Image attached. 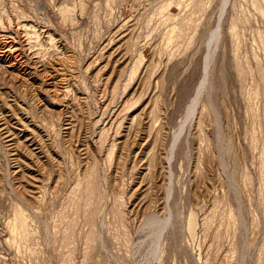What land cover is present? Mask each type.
<instances>
[{
    "label": "rangeland",
    "instance_id": "obj_1",
    "mask_svg": "<svg viewBox=\"0 0 264 264\" xmlns=\"http://www.w3.org/2000/svg\"><path fill=\"white\" fill-rule=\"evenodd\" d=\"M0 264H264V0H0Z\"/></svg>",
    "mask_w": 264,
    "mask_h": 264
},
{
    "label": "bare ground",
    "instance_id": "obj_2",
    "mask_svg": "<svg viewBox=\"0 0 264 264\" xmlns=\"http://www.w3.org/2000/svg\"><path fill=\"white\" fill-rule=\"evenodd\" d=\"M192 105H193V104H192ZM190 108H191V106H190ZM190 108H189V109H190ZM187 109H188V107H187ZM191 111H192V110H191ZM188 112H189V111H188ZM153 219H154V218H153ZM153 219L151 220V218H150V220H148V221H149V222H150V221H151V222H154Z\"/></svg>",
    "mask_w": 264,
    "mask_h": 264
}]
</instances>
